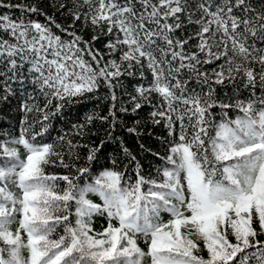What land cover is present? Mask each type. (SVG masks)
<instances>
[{
	"label": "snow or ice",
	"instance_id": "1",
	"mask_svg": "<svg viewBox=\"0 0 264 264\" xmlns=\"http://www.w3.org/2000/svg\"><path fill=\"white\" fill-rule=\"evenodd\" d=\"M0 8L46 21L0 14L6 34L0 35V101L25 81L46 101L29 104L36 97L27 93L19 134L0 140V264H264V0H72L67 27L36 5L0 0ZM77 22L94 34L85 39ZM101 36L109 37L107 55L119 52V61L105 60L95 47ZM217 61L211 73L203 68ZM134 67L141 76L147 67L152 80L136 87L132 112L151 106L152 123L163 122L172 137L157 176L144 175L137 161L135 179L126 177L118 157L93 174L103 141L89 147L84 165L69 162L88 145L65 133L58 141L67 152L58 151L45 138L50 117L101 84L113 90V81ZM185 71L199 91L182 78ZM237 79L249 96H216L212 84ZM111 100L115 108L114 91ZM228 110L238 114L232 118ZM33 111L42 114L39 129L28 123ZM109 116L114 124L115 113ZM94 118L74 124L75 134L83 137ZM128 132L139 135L136 127ZM123 152L136 161L126 147ZM95 216L107 221L100 232L92 227Z\"/></svg>",
	"mask_w": 264,
	"mask_h": 264
},
{
	"label": "trees",
	"instance_id": "2",
	"mask_svg": "<svg viewBox=\"0 0 264 264\" xmlns=\"http://www.w3.org/2000/svg\"><path fill=\"white\" fill-rule=\"evenodd\" d=\"M10 3H24L27 5H36L42 12L53 16L57 23L64 25L65 27L71 23V17L67 14V8L72 6V0H8ZM64 4L67 7L60 9L59 5ZM0 14H8L14 20L15 19H32L38 20L41 23H45V17L37 13H22L19 9H6L0 8ZM191 27V26H189ZM56 34L61 35L62 38L68 39L59 30L53 28ZM76 31L89 39L94 33L90 29L82 28L80 22H77ZM180 35V33H177ZM0 35H6L0 33ZM109 37L101 36L99 41L95 42V47L104 53V59L115 58L119 61L120 53L117 52L113 57L107 55L108 49L104 47V44L108 42ZM88 59V57H86ZM220 62L217 61L213 64L204 65L203 68L211 73L212 69L217 68ZM95 67V65H93ZM132 75L125 72L124 75L119 76L113 81L115 88L109 90L106 86L101 84V87L95 93L86 94L83 97L73 98V102L65 103V107L61 109L55 117H50L51 127L49 133L46 134L48 142H57V150H63L67 152V143L59 142L58 137L67 134V139H71L74 144L88 145V147H79L75 150L73 155L78 152L80 159L77 161H69L68 155H65V160L74 162L77 165H84L86 157L89 151V147L99 146L101 141L104 142L103 147L97 153L98 159L90 165L93 174H97L105 167H111V160L113 158H119L121 161L120 169L123 170L127 165L126 177L131 176L135 179V164L137 161L141 164V169L144 175L157 176V169L162 167L164 161L160 159L161 156H166L168 151V141L172 139L168 135V129L163 126V122L160 125L152 123L150 112L154 109L145 104L144 107L132 112V103H130V97L135 95V89L139 86L147 87L152 80V74L147 67L143 68V76H141V69L134 67L131 69ZM183 79L189 81L190 88H196L200 90V86L194 78L190 77L185 71L181 74ZM215 89L216 96L225 98L231 96L234 93L238 96L247 97L250 95L251 90L245 88L243 81L237 79L235 82L225 81L223 85L212 84ZM12 87L15 90V95L9 96L7 101H0V140L6 139L4 134L18 135L21 127V121L25 118V113L20 110L21 103L27 99V93H31L36 97L35 101H28L29 104L36 103L39 106H43L46 102L44 97L39 93L38 89L34 88L29 81H25V84L21 86L18 82L13 84ZM208 85H203V89L207 91ZM112 91L115 92L117 100L115 101V108L112 107L113 101L111 100ZM23 93V94H22ZM0 95H3L0 92ZM256 95H261L259 87H257ZM155 94H153V102H156ZM56 101H53L55 105ZM121 107H125L128 111H120ZM54 110V109H53ZM115 113V123L113 124V117L109 116V111ZM216 114V119L220 118V109L215 108L212 110ZM229 116L235 118L238 114L235 110H228ZM94 116L90 124H87L84 128V136H77L76 130L73 128L74 124H85L88 116ZM42 114L38 112H31L27 114L28 123L34 124L36 129L40 128V124L37 121L41 118ZM98 117H108L107 120L99 119ZM140 123L137 124L136 122ZM45 123H48L45 121ZM27 125H25L26 127ZM136 127L139 135L128 132V128ZM143 145V147H141ZM126 147L129 152L136 157V161H131L126 157L123 152V147ZM21 156L24 155V150L20 148ZM153 153H159V156L153 155ZM49 172H55L64 174L67 172L63 168H49ZM13 192L19 194L18 189L9 185ZM89 199L99 203V198L94 195H89ZM167 219V214H163ZM71 219H75L72 217ZM107 226V221L104 216L93 217L92 227L95 231L100 232ZM16 224L11 225V228L15 230ZM62 231V230H61ZM264 239V237H261ZM141 247H146L143 238L139 239ZM23 254L27 256V251L24 250ZM201 254L206 255V252Z\"/></svg>",
	"mask_w": 264,
	"mask_h": 264
}]
</instances>
